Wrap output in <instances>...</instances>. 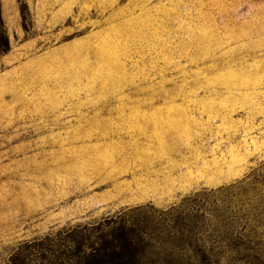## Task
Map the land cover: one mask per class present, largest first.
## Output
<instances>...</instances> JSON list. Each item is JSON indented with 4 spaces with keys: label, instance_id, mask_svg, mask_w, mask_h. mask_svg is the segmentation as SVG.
<instances>
[{
    "label": "rangeland",
    "instance_id": "obj_1",
    "mask_svg": "<svg viewBox=\"0 0 264 264\" xmlns=\"http://www.w3.org/2000/svg\"><path fill=\"white\" fill-rule=\"evenodd\" d=\"M0 17V264H76L120 221L142 264H264V0Z\"/></svg>",
    "mask_w": 264,
    "mask_h": 264
},
{
    "label": "trees",
    "instance_id": "obj_2",
    "mask_svg": "<svg viewBox=\"0 0 264 264\" xmlns=\"http://www.w3.org/2000/svg\"><path fill=\"white\" fill-rule=\"evenodd\" d=\"M185 226L186 228L177 230L179 235H195L194 226ZM98 229L99 233H95ZM101 229L99 227L95 232L92 230L85 238L78 237L75 241L78 254L81 253L80 248H83L81 256L75 255L76 264H142V258L149 246L140 235L139 225H128L125 221H120L115 222L114 226ZM22 264L27 263L23 261Z\"/></svg>",
    "mask_w": 264,
    "mask_h": 264
}]
</instances>
